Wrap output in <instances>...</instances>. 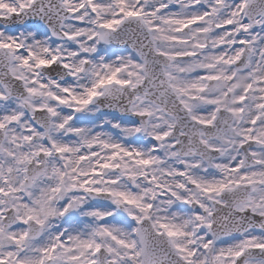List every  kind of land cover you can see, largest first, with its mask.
<instances>
[{
  "label": "snow or ice",
  "instance_id": "6c2138e0",
  "mask_svg": "<svg viewBox=\"0 0 264 264\" xmlns=\"http://www.w3.org/2000/svg\"><path fill=\"white\" fill-rule=\"evenodd\" d=\"M0 264H264V0H0Z\"/></svg>",
  "mask_w": 264,
  "mask_h": 264
}]
</instances>
